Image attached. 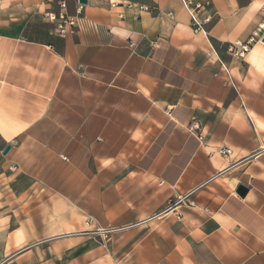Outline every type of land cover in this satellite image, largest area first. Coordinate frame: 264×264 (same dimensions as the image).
<instances>
[{"label": "crops", "instance_id": "0c3cea01", "mask_svg": "<svg viewBox=\"0 0 264 264\" xmlns=\"http://www.w3.org/2000/svg\"><path fill=\"white\" fill-rule=\"evenodd\" d=\"M123 1L63 39L0 9V264H264V0H210L206 35Z\"/></svg>", "mask_w": 264, "mask_h": 264}, {"label": "built area", "instance_id": "2783aa9c", "mask_svg": "<svg viewBox=\"0 0 264 264\" xmlns=\"http://www.w3.org/2000/svg\"><path fill=\"white\" fill-rule=\"evenodd\" d=\"M74 14H68V3L67 0H47V3L52 5V7L48 8L43 13V19L46 23L52 25L53 30L58 38H65L68 35H71L74 30L78 26V21H83L86 19L85 17V9L87 7L78 4L77 0H74ZM183 5L189 16V24L192 32L194 34L202 33L206 35L205 26L212 21V16L208 14L207 7L210 4V0H200L196 4H192L188 0H182ZM107 5L109 9H121L125 11L136 10L138 13L146 12L148 10L147 7L142 5L132 4L123 0H107ZM55 7V9H54ZM123 14H118V19H122ZM252 39L244 44L233 45L229 48V52L234 54L235 57L244 58L246 53L249 51V46L252 43ZM128 47L134 50L135 45L129 40ZM153 47L157 46V43H152ZM227 78L229 82L232 84L231 78L226 71ZM200 124L197 121H192L190 125L187 127V131L190 134L197 135V139L201 142L203 140V136L199 134L200 132ZM216 153L225 157L231 154V150L226 147H220L216 150ZM122 231V229H109L107 231L102 232L103 238L108 239V237L116 232ZM102 238V239H103ZM104 246V244H102Z\"/></svg>", "mask_w": 264, "mask_h": 264}, {"label": "rangeland", "instance_id": "374dc122", "mask_svg": "<svg viewBox=\"0 0 264 264\" xmlns=\"http://www.w3.org/2000/svg\"><path fill=\"white\" fill-rule=\"evenodd\" d=\"M46 2V0L44 1ZM7 8L9 9V11H12V14H15L17 17L20 16L19 14H24L26 15L27 19H26V27L30 28L32 31L34 32H39L41 33L42 36H44V34L49 33V32H53V27L52 25L48 24V23H43L42 17L40 14H38V8L36 6L30 5V6H24L21 9V6H9V5H1L0 4V9H4ZM11 9V10H10ZM23 11V13H21V11ZM55 9V7H54ZM42 10V9H41ZM26 11V12H25ZM43 11V10H42Z\"/></svg>", "mask_w": 264, "mask_h": 264}, {"label": "water", "instance_id": "95a60500", "mask_svg": "<svg viewBox=\"0 0 264 264\" xmlns=\"http://www.w3.org/2000/svg\"><path fill=\"white\" fill-rule=\"evenodd\" d=\"M77 3L86 6V5L88 4V0H77ZM262 42L264 43V37H263V39H262ZM9 149H10V146L7 145V146L4 148L2 154H3V155H6V153L9 151ZM240 192H241L242 194H244V193H245V190H244L243 188H240Z\"/></svg>", "mask_w": 264, "mask_h": 264}]
</instances>
